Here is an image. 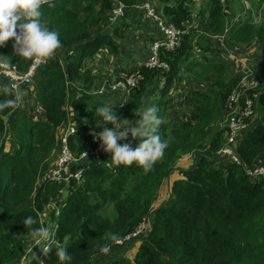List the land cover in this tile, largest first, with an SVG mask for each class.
<instances>
[{
	"label": "trees",
	"instance_id": "obj_1",
	"mask_svg": "<svg viewBox=\"0 0 264 264\" xmlns=\"http://www.w3.org/2000/svg\"><path fill=\"white\" fill-rule=\"evenodd\" d=\"M142 1L49 0L42 4L41 22L56 30L61 41L55 55L36 68L28 92L40 104L43 115L32 117L26 112L28 105L17 108L5 104L15 96L10 91H0V264H15L28 252L35 256L40 245H34L30 227L51 228L55 224L53 249L47 256L42 255L46 264H60L56 247L71 254L70 264H264V179L251 180L242 165L264 163V20L256 23L253 18L244 17L250 12L246 10L238 20L227 24L235 14L227 12L228 1L226 5L222 0H203L194 12L195 0H157V12L166 22L181 28L183 34L178 47L159 50V59L168 64V69H153L143 66V61L149 56L151 43L162 39L163 34L153 18L142 20L145 11L134 6ZM118 2L126 6L124 15L110 23V11ZM137 11L141 21L154 24L151 34L144 37L148 50L141 54L143 59L138 64L143 78L124 96L119 109L123 95L117 91L106 90L90 101L93 96L86 90L94 84V76L85 63L105 46L114 57V64L121 66L122 60L127 59L123 52L129 42L119 39L124 38L121 30L141 27L137 22L131 23ZM108 23L111 32L101 34ZM217 35L224 36V44L236 52L235 45L256 48L246 56L251 58V80H256L257 85L245 94L253 99L259 118L254 122L244 119L252 124L238 139L239 162L216 157L227 131L222 126L226 99L241 77L239 62L237 72L229 74L227 68L232 63L210 53L211 38ZM1 55L17 62L21 70L30 62L13 53L11 38L1 47ZM138 65L121 68L124 74H117L114 79L127 75ZM185 66L197 81L211 77L213 91L190 89L184 100L192 106L190 117L179 123L165 117L167 94ZM69 83L82 85L72 100L76 131L69 137V146L75 154L95 146L86 133L97 131L101 125L96 106L110 105L118 116L121 114L120 118L133 123L146 101L157 106V115L162 119L159 134L168 146L151 171L145 174L135 163L115 166L110 161L111 153L101 149L98 158L87 159L79 183L43 180L35 189L56 156L55 133L67 120V92L75 88L68 87ZM252 93H256L255 98ZM244 98L239 100L241 104ZM4 132L11 144L7 151L1 137ZM124 142L134 148L139 138L129 134L126 141L117 143ZM188 153L193 155L191 165L178 169L179 177L171 179L166 197L155 204L162 183L176 170L178 159ZM52 199H56L57 210L46 214ZM27 216L35 220L30 227L22 224ZM142 221L145 230L132 237L134 250L130 256L125 254L129 249L126 245L117 256L113 250L108 254L100 252L105 244L115 248L114 241L134 233ZM112 234L116 240L111 239ZM30 244L34 245L31 249ZM32 258V264H39L37 258Z\"/></svg>",
	"mask_w": 264,
	"mask_h": 264
},
{
	"label": "built area",
	"instance_id": "obj_2",
	"mask_svg": "<svg viewBox=\"0 0 264 264\" xmlns=\"http://www.w3.org/2000/svg\"><path fill=\"white\" fill-rule=\"evenodd\" d=\"M49 1V0H48ZM136 7L144 9L148 17L153 18L156 24L163 34L162 39L154 40L149 46V56L143 61V66L147 68H164L168 69V64L161 62L159 59V50L163 48L166 51H171L178 47L182 40L183 30L176 27L171 22H166L161 16L155 13L153 7L147 2H142L137 4ZM126 6L121 2L113 7L109 14V22L115 23L118 18L124 15ZM47 61H43L40 64H44ZM40 64H34L31 60L24 70H21L17 62H10L3 58H0V91H10L14 96L19 95L24 89L30 92L32 89V79L35 74L36 68ZM140 66L135 70L131 71L127 75L114 79L111 81H104L98 89H96L93 94L102 95L106 90L117 91L118 94L124 95L128 94L133 88L138 86L140 80L143 78ZM239 70L241 71V77L233 90L228 94L226 99V113L222 126L224 125L227 129L225 132V139L222 146L216 151V157L222 159H228L234 162H239V157L236 152V146L239 137L249 129L250 124L244 119L253 118L254 116V101L251 97L245 94V91L249 88L256 87L257 81L251 80L253 76V71L246 65L244 61L239 60ZM245 97L243 103L241 104L239 100ZM252 97H256V93H252ZM21 97V96H20ZM23 98V97H22ZM19 102L16 107H20L22 102ZM122 102L119 103L118 107H122ZM69 107H72L69 106ZM67 109L65 105V110ZM71 120L74 122L73 113H71V119L68 118L62 126L58 128L55 133V144L58 149L56 156L51 166L47 170L46 174L39 181L47 180L49 182L56 183H69L74 181L79 183L82 179L85 163L90 157L98 158L101 155V148L99 147V141L93 139L95 133H99L95 130H89L86 134L91 136L94 142V147H89L79 154H75L69 146V137L75 133V125L72 124ZM5 139L6 144L9 141V135L5 132L1 135ZM1 143V138H0ZM191 153L185 154L188 156ZM192 155V154H191ZM243 169L246 175L251 180L264 179V164L255 163L252 165H247L243 163ZM52 229V241L55 240V230L56 224L51 227ZM145 230V222L142 221L138 224L135 232L131 235L125 236L121 240L114 241V244L124 243L132 239V237L137 234L142 233ZM124 241V242H123ZM35 258L38 259L39 264H46L42 260L41 252L35 254Z\"/></svg>",
	"mask_w": 264,
	"mask_h": 264
},
{
	"label": "clouds",
	"instance_id": "obj_3",
	"mask_svg": "<svg viewBox=\"0 0 264 264\" xmlns=\"http://www.w3.org/2000/svg\"><path fill=\"white\" fill-rule=\"evenodd\" d=\"M46 2L48 0H0V47L11 38L13 53L17 56L31 60L34 64L52 58L61 47V41L56 30H50L41 22V6ZM49 6H52L51 3ZM19 102V95L4 101L12 107ZM95 113L101 118V131L95 133L93 139L99 141V147L104 152L111 153L110 161L113 165L128 166L135 163L146 174L164 156L168 141L161 139L159 134L162 119L157 115L156 105L143 108L135 123L118 117L110 105L96 106ZM109 124L111 127L106 126ZM129 134L133 138H139V143L134 148L129 142L117 143L126 141ZM34 223V218L27 216L22 224L30 227ZM30 232L34 245H40L41 254L47 256L54 246L52 229L46 226L30 227ZM111 239L116 240L117 236L112 234ZM100 252L108 254L109 245L102 246ZM55 255L60 264H70L72 260L71 254L63 247H56Z\"/></svg>",
	"mask_w": 264,
	"mask_h": 264
},
{
	"label": "rangeland",
	"instance_id": "obj_4",
	"mask_svg": "<svg viewBox=\"0 0 264 264\" xmlns=\"http://www.w3.org/2000/svg\"><path fill=\"white\" fill-rule=\"evenodd\" d=\"M227 1H228V10H227L228 13L240 12L239 10H240L241 6H243L242 12H240V16L243 15V12L245 10H249L250 12H248L246 14V16H244V17L249 18V19L254 18L256 23H260L264 20V0H222V3L227 5ZM143 2H147L149 5L151 4L155 13L158 14L159 16H161L164 20H166L161 14H159L157 12V11H159V7H156L158 5L157 0H154V1L153 0H143ZM202 2H203V0H195L193 2L194 12L196 11V9L199 6L203 5ZM240 16H239V18H240ZM145 18H147V15ZM145 18L143 17L142 20L143 19L146 20ZM235 20H233V21H235ZM124 37L127 38L128 41H130V42L134 41L135 50L137 51L138 55L143 54V53L145 54L147 52V50L144 51V49H146L148 47V44L146 43L145 38L142 37V39H141V36L137 35V30L130 29V31H128L124 35ZM120 40L122 41V39H120ZM222 41H223V38L213 36L211 38L212 50H210V53L213 52L212 54L215 55L219 60H224V59L227 60V64L232 63L231 68H227V72L229 74L237 72V63L239 62V60L244 61L246 63V65L250 68L249 60H251V58L249 59V56L247 57L246 55L253 54L254 50H256L255 47L245 46V48H243V47H237L235 45L234 48L237 49V52H236V50H232L229 45H225ZM130 45L131 44H127L128 47ZM230 45H233V44H230ZM137 49H140V50H137ZM230 52H232L237 58L231 59L230 56H232L233 58L235 56ZM97 58H99V60H98L96 66H92L91 61H89L88 63H85L86 66H89L92 68L96 67V69H95L96 71L94 70V73H102L101 76H103V78H102L103 81L101 83L99 81V77H98L99 75L94 76L93 77L94 78V84H92L91 87L88 90H86V92L89 95L93 96L92 98L89 99L90 101H94L95 98L100 97L97 94L96 95L93 94V92L96 89H98L104 81L114 80V78L112 76L108 77L109 74H108V72H106V71H109L108 67H110L112 69L111 64L114 62V57L110 56L108 61L104 60V58H105L104 54L102 56H98ZM237 59H239V60L237 61ZM121 65H122V63H121ZM126 69H128V68H126ZM211 82H212L211 77L205 78L204 81H202V82L197 81L191 75L190 72L188 73V70L186 69V66H185L183 68V70L179 72L178 78L174 81V83L172 84V86H171V88L167 94V100L169 101V106L167 108V113H166L165 117H168V119L170 121H178L179 123H181L185 120H188L190 117V112H191L192 106H188L187 103L184 101L187 92L192 88L193 89H199V90L208 89V91L212 92L213 88L210 86ZM72 86L75 87L74 90L71 91V88H69V92H67L66 113H67L68 121H69V119H71V113L73 112L72 107H69L72 105L73 94L78 93L82 90V87H81L82 85H80V83H77L75 85L70 84V83L68 84V87H72ZM156 93H157V90L155 91L154 95H152V97L155 96ZM28 95H29L28 92L23 89L22 92L20 93V96H21V98L25 97L26 99H22L23 103H21V105L24 104V101H26L27 103L25 102L24 106L25 105L29 106L27 111H26L28 114H30L32 117L42 116L43 111L40 107V104L34 98L29 99ZM125 95L126 94L123 95L120 102L123 103V101L125 100V98H124ZM147 99H149V98H147ZM150 102L151 101H149V100L146 101L145 107L150 106L151 105ZM119 103H118V105H119ZM90 106H91V104L88 103V107H90ZM118 109H119V107H118ZM118 117H121V114ZM257 118H259V116L254 111V116H253V118H251V121L254 122ZM85 121H88V119L86 118ZM71 122L73 125H75V122H73L72 120H71ZM75 128H76V125H75ZM97 131L98 132L101 131V128L99 127L97 129ZM10 147H11L10 143L4 144L5 150H8ZM181 158H179L177 163H176V167H178V168H176V171H174L170 175L168 180H165L162 183V185L158 191L157 202L162 201L163 198L166 197V192H167V189H168V186L170 184L172 177L174 175L177 176V173H178L177 171L179 168L186 167L191 163V161L193 159V155L190 154L188 156H185L184 157L185 159H183V160H180ZM40 183H41V181L36 182L35 189L40 186ZM65 194L66 193L64 192V195ZM153 205H154V203H153ZM57 207H58V205L56 203V199H52L48 203V206L46 207V214H47V212L49 213V210H51V209H54L56 211ZM44 218H46V217H44ZM131 243H132V240L130 239L126 243L113 244V246L115 248H112V245H111L110 250H113V252H115V254H113V255L117 256V255H119L120 251L123 250L124 246L126 245V248H129V249L125 252V254H129V256H130L134 250L131 247ZM32 245L33 244L29 245L30 249L34 246V245L33 246ZM29 255H31V256H29ZM32 257H35V256H33L32 254H30V252H28V253H26V255L23 258H21L20 261L15 262V264H32L33 263Z\"/></svg>",
	"mask_w": 264,
	"mask_h": 264
},
{
	"label": "crops",
	"instance_id": "obj_5",
	"mask_svg": "<svg viewBox=\"0 0 264 264\" xmlns=\"http://www.w3.org/2000/svg\"><path fill=\"white\" fill-rule=\"evenodd\" d=\"M136 5L137 4H135L134 6L136 7ZM138 8V7H137ZM242 8H243V6H241V8H240V12H242ZM240 12H237V13H235L234 15H232L231 16V18H229L228 20H227V24H231L232 22H233V20H238V18H239V16H240ZM246 13V10L243 12V14H245ZM145 17H146V15H144ZM137 19V20H136ZM148 19V16H147V18H146V20ZM151 19V18H150ZM254 19V18H253ZM139 23L140 24V28H139V26H136L135 27V30H137V32L138 33H142V35H141V39H142V37L144 38V37H146L147 35H149V34H151V31H150V28L151 27H153L152 25H154L153 24V22H148V23H145V22H143V21H141V19H140V13L137 11V15H134L133 16V18H132V22L131 23ZM18 23H19V21H18ZM108 27L107 26H105V27H103L102 29H101V31H100V33L102 34L103 32H105V31H107V33H109V32H111V29H110V26H111V24L110 23H108ZM128 31H130L129 30V28L128 27H124V28H122V30H121V34L124 36ZM138 36H140V35H138ZM217 37H219V38H223V43H224V36H221V35H217ZM119 39H122V40H128L127 38H119ZM147 44H148V42H146ZM127 44H131L129 47L127 46ZM227 45V44H226ZM144 49V48H143ZM137 50H140V49H137ZM145 50H148V47L146 48V49H144V51ZM255 51V50H254ZM254 53V52H253ZM105 55V58H104V60H109V57H110V55H109V52H108V49L105 47V46H103V47H101L100 48V50L95 54V56H94V59L91 61V64H92V66H96L97 65V62H98V60H99V58H97L98 56H102V55ZM143 55H144V53H143ZM128 57L127 59H124V60H122V65L120 66V63H118V62H115V64H114V62L111 64V67H112V69L110 68V67H108L109 69V71H106V72H108V77H110V76H112L113 78L115 77V75H117V74H120V75H122V74H124V72H121L120 71V69L121 68H128L129 67V65H131V64H134L135 63V65H137V64H140L141 63V60L143 59V57L141 58V54H139L138 55V53H137V51L135 50V45H134V41H129L128 43H126V51L124 52V57ZM0 58H2V55H1V47H0ZM239 60V59H238ZM111 61V60H110ZM139 66V65H138ZM85 67H87V66H85ZM98 67V66H97ZM90 69H91V73H92V75L93 76H97V75H99L98 77H99V81H100V83L103 81V76H101L102 75V73H94V70L96 69V67H90ZM96 71V70H95ZM102 95H104V93L102 94ZM29 96V99L30 98H34V96L32 95V94H30V95H28ZM77 96V93H75V94H73V99L75 98ZM22 99H26L25 97H23ZM24 104H25V101H24ZM24 104H22L20 107H22ZM4 150H5V148H4ZM5 151H7V150H5ZM185 156L183 155L182 156V158L180 159V160H183V159H185L184 158ZM179 160V161H180ZM262 162V161H261ZM191 163H192V161H191ZM191 163L188 165V166H186V167H182L183 169L184 168H187V167H189L190 165H191ZM176 168H178V167H176ZM182 168H179V169H182ZM176 171V170H175ZM175 177H179V174L177 173V176H173L172 177V179L173 178H175ZM164 199V198H163ZM161 201H159V202H157V200L155 201V204H157V203H160Z\"/></svg>",
	"mask_w": 264,
	"mask_h": 264
}]
</instances>
